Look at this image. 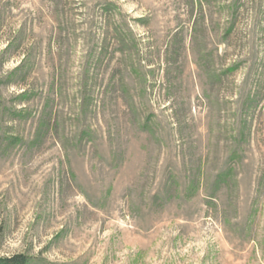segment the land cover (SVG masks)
<instances>
[{
	"label": "rangeland",
	"instance_id": "374dc122",
	"mask_svg": "<svg viewBox=\"0 0 264 264\" xmlns=\"http://www.w3.org/2000/svg\"><path fill=\"white\" fill-rule=\"evenodd\" d=\"M264 264V0H0V257Z\"/></svg>",
	"mask_w": 264,
	"mask_h": 264
},
{
	"label": "trees",
	"instance_id": "16d2710c",
	"mask_svg": "<svg viewBox=\"0 0 264 264\" xmlns=\"http://www.w3.org/2000/svg\"><path fill=\"white\" fill-rule=\"evenodd\" d=\"M27 257L17 253L7 257H0V264H26Z\"/></svg>",
	"mask_w": 264,
	"mask_h": 264
}]
</instances>
